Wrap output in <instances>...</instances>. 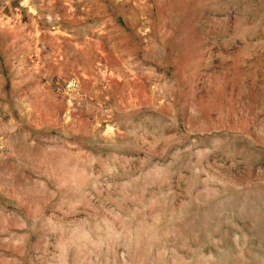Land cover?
I'll return each instance as SVG.
<instances>
[{
    "label": "rangeland",
    "instance_id": "rangeland-1",
    "mask_svg": "<svg viewBox=\"0 0 264 264\" xmlns=\"http://www.w3.org/2000/svg\"><path fill=\"white\" fill-rule=\"evenodd\" d=\"M0 264H264V0H0Z\"/></svg>",
    "mask_w": 264,
    "mask_h": 264
}]
</instances>
